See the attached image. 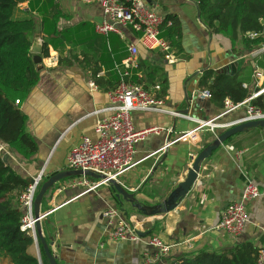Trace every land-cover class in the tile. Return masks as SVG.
<instances>
[{"label": "crops", "instance_id": "0c3cea01", "mask_svg": "<svg viewBox=\"0 0 264 264\" xmlns=\"http://www.w3.org/2000/svg\"><path fill=\"white\" fill-rule=\"evenodd\" d=\"M145 3L164 22L167 20L161 27V36L172 44L176 59L167 60L162 52L139 47L136 63H140V68H132L131 77L138 78L141 73L147 79V91L155 95L160 93L156 92L160 88L157 77L164 76L166 92L160 97L161 108L190 117L166 111L132 112L136 129L158 126L162 130L136 143V163L117 181L142 204L154 205L161 203L184 179L193 160L190 154L195 156L226 129L224 124L245 115L248 102L223 113V107L201 96L198 78L202 71L211 68L237 74L244 87L256 92L254 88L264 80V69L259 65L264 61V44L248 48L238 40L232 47L228 36L211 34L200 19L194 0H145ZM15 10L16 18H33L31 44L37 41L41 44L42 61L40 69L36 65L37 83L17 104L25 114V130L36 142L37 151L25 158L5 144L10 152L7 163L27 182L43 169L44 181L68 169L67 153L82 136L97 139L95 124L107 113L108 92L117 85L123 70L121 61L129 55V44H136L137 35L128 29L122 35L97 33L95 24L102 19L97 3L22 0ZM172 20L179 25L178 34L170 30ZM44 47L47 55L43 54ZM59 59L63 64H58ZM151 67L159 75L147 78L145 72ZM256 70L262 72L260 78L255 76ZM90 81L97 88L90 87ZM210 119L216 124L213 130L205 128L194 139L176 140L183 132L195 128L199 120ZM241 149L245 151L237 159L235 152ZM246 177L264 188L263 128H249L234 135L232 141L222 143L202 162L196 181L176 207L161 214L143 215L129 203L124 204L127 211L121 209L109 184L81 193L79 189L66 187L68 179L56 183L44 194L39 207L41 232L57 264H146L143 254L154 250L148 244L152 235L176 244L154 264H164L199 250L220 251L243 241L260 247L264 244V196L247 204L249 221L239 236L232 237L214 228L226 205L239 199ZM108 207H116L137 228L142 234L140 240L106 239L108 225L104 211ZM40 244L33 237L28 253L42 264ZM0 264H10L9 259L0 256Z\"/></svg>", "mask_w": 264, "mask_h": 264}, {"label": "built area", "instance_id": "2783aa9c", "mask_svg": "<svg viewBox=\"0 0 264 264\" xmlns=\"http://www.w3.org/2000/svg\"><path fill=\"white\" fill-rule=\"evenodd\" d=\"M84 4L97 3L102 11V19L95 24V31L101 35L116 33L122 35L124 29L137 35V42L128 46L129 55L121 61L123 70L120 72V79L117 85L108 92V106L105 108L106 115L97 120L94 130L97 139L92 140L88 136H82L80 141L70 148L66 156V166L68 169L89 170L106 178L118 179L120 175L128 171L135 165V145L150 134L159 133L162 128L150 126L144 129H136L133 123V111H163L173 115L190 118L188 115L161 108L163 100L155 97L152 93L144 89L141 84L130 80L131 69L137 67L136 59L138 48L142 47L147 51L157 50L164 54L167 60H175V54L168 40L161 36V27L164 23L162 16L149 8L145 0H75ZM256 33H251L249 37H256ZM142 78V74L137 75ZM255 76L260 78L262 72L255 71ZM89 86L97 88V85L90 81ZM159 88V86H156ZM264 91V86L253 92L245 101L237 104L231 103L228 99L224 101L223 113L232 111L242 104L249 102L252 98ZM204 98H210L208 90L200 92ZM18 103V100L15 101ZM244 119H264V110L247 104ZM241 119V118H240ZM238 121V120H236ZM233 121L224 124L227 128ZM216 124L213 119L199 120L195 128L183 132L176 140L194 139L203 129L213 130ZM244 149L237 150L235 157L239 159ZM6 145L0 142V157L9 154ZM193 159L194 155L190 154ZM44 170H40L34 177L32 183L21 193L20 199L24 214L21 218L20 230L35 237V221L33 215V201L35 195L43 181ZM105 181L91 179L89 176L80 175L67 180L66 187L79 189L81 193L95 191ZM264 196V188L250 178L246 177L242 192L238 200L226 205L220 214L219 220L214 228L220 232L237 237L244 230L249 221L247 204ZM107 218L108 230L106 239L108 241H136L141 235L137 228L122 217L116 207H108L104 211ZM148 244L153 247V251L145 252L144 260L146 264H154L160 261L171 248L176 244L165 243L158 236L152 235L148 239ZM256 264H264V244L258 251Z\"/></svg>", "mask_w": 264, "mask_h": 264}, {"label": "trees", "instance_id": "16d2710c", "mask_svg": "<svg viewBox=\"0 0 264 264\" xmlns=\"http://www.w3.org/2000/svg\"><path fill=\"white\" fill-rule=\"evenodd\" d=\"M21 1L0 0V141L29 158L37 151V144L25 130L26 117L17 104L37 83L39 71L29 50L30 35L35 30L34 20L31 17H13L14 9ZM194 1L199 17L209 32L228 36L232 47L238 40L248 48L264 44V24L261 23L264 20V0ZM164 23H167L166 19ZM169 27L172 34L179 33L176 21L172 20ZM251 33L257 36L251 38ZM43 54L47 55L45 47ZM58 64H63L61 59ZM259 65L264 69V61H260ZM137 67L140 68V63ZM92 68H96V64ZM147 71V78L148 75H159L154 67ZM95 73L96 69L93 70ZM130 80L147 90V79L131 77ZM165 81L164 76L157 77L160 88L156 92L160 93L155 94V97L160 98L165 94ZM263 86L264 80L254 89L257 91ZM198 88L201 91L208 90L211 101L221 108L226 99L237 104L252 95V91L243 86V80L237 74L216 72L211 68L202 71ZM16 100L18 103H15ZM248 104L264 110V92L249 100ZM232 139L233 136L226 141ZM27 186V180L0 157V256L7 257L10 264H40L36 256L28 253V247L33 243L32 235L20 230L24 214L20 196ZM259 248L250 241H243L220 251L199 250L183 254L164 264H256ZM40 250L42 264H49L41 244Z\"/></svg>", "mask_w": 264, "mask_h": 264}, {"label": "water", "instance_id": "95a60500", "mask_svg": "<svg viewBox=\"0 0 264 264\" xmlns=\"http://www.w3.org/2000/svg\"><path fill=\"white\" fill-rule=\"evenodd\" d=\"M261 23L264 24V20H261ZM30 52L33 54V62L37 65V69L41 68L42 58L41 53V44L34 42L30 45ZM232 70H234V64L232 65ZM217 72H222L217 70ZM249 128H263L264 129V119H244L241 118L235 123H232L228 128L221 131L215 138L207 143L200 151L194 156L191 165L186 173L184 179L179 181L176 186L170 191L168 196L159 204L146 205L142 204L137 200L135 195L131 192H128L122 184L114 178H106V176L85 170L80 169H65L60 170L52 175H50L46 180L42 181L33 201V215L36 219L35 221V238L39 239L43 251L48 258L49 264H57L56 256L50 249V244L47 243L45 238L42 235L40 228V219L42 214L39 213V207L43 199L44 194L52 189V187L58 182H62L65 179H69L75 176L85 175L92 177L94 179L103 180L106 184H109L115 191V197L119 202V205L122 206L124 203H129L131 208L137 209L143 215L153 216L168 212L174 209L177 203L187 194L191 186L196 181L202 162L222 143H224L228 138L245 132ZM4 162H7L8 155L5 154L2 157ZM33 179H28V183H32ZM123 207V206H122ZM140 234V233H139ZM142 235V234H140Z\"/></svg>", "mask_w": 264, "mask_h": 264}, {"label": "rangeland", "instance_id": "374dc122", "mask_svg": "<svg viewBox=\"0 0 264 264\" xmlns=\"http://www.w3.org/2000/svg\"><path fill=\"white\" fill-rule=\"evenodd\" d=\"M16 15H18V13H17V11L15 10L14 13H13V17L16 18V17H17ZM23 17H27V16H23ZM16 19H21V18H16ZM57 183H58V182H57ZM124 204H128V203L125 202ZM122 206H123V207H122ZM122 206H121V209H122V208H125L124 205H122ZM124 210L127 211L126 208H125Z\"/></svg>", "mask_w": 264, "mask_h": 264}]
</instances>
